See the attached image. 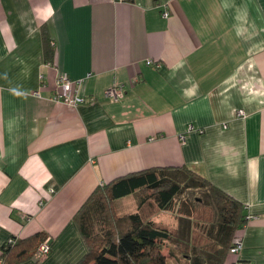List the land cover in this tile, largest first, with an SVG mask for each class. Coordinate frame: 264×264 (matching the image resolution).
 Returning <instances> with one entry per match:
<instances>
[{"label": "crops", "instance_id": "0c3cea01", "mask_svg": "<svg viewBox=\"0 0 264 264\" xmlns=\"http://www.w3.org/2000/svg\"><path fill=\"white\" fill-rule=\"evenodd\" d=\"M62 72L85 103L54 100ZM167 166L247 207L224 264H264V0H0V245L44 231L21 264H75L92 190Z\"/></svg>", "mask_w": 264, "mask_h": 264}, {"label": "trees", "instance_id": "16d2710c", "mask_svg": "<svg viewBox=\"0 0 264 264\" xmlns=\"http://www.w3.org/2000/svg\"><path fill=\"white\" fill-rule=\"evenodd\" d=\"M42 37L44 60L52 63L53 46ZM125 198L132 211H119ZM249 216L244 204L187 167L130 173L96 186L73 214L85 247L75 264H224ZM45 239L50 244L44 231L10 236L0 245V264L32 259Z\"/></svg>", "mask_w": 264, "mask_h": 264}, {"label": "built area", "instance_id": "2783aa9c", "mask_svg": "<svg viewBox=\"0 0 264 264\" xmlns=\"http://www.w3.org/2000/svg\"><path fill=\"white\" fill-rule=\"evenodd\" d=\"M163 15H166L164 12ZM81 80H72L67 73H60L55 79V93L54 100L60 101L69 105H77L86 102V98H84L80 93H78V87ZM122 87L121 85H112L111 87L105 90V95L117 100L122 96ZM238 115L242 114V111L237 112ZM251 216H249L250 218ZM242 247L241 239L234 240L232 246L229 248V253L236 257ZM50 251V244L48 243V239H45L38 245L37 253L41 256L47 255ZM232 264H247L246 262L235 258L232 261Z\"/></svg>", "mask_w": 264, "mask_h": 264}, {"label": "rangeland", "instance_id": "374dc122", "mask_svg": "<svg viewBox=\"0 0 264 264\" xmlns=\"http://www.w3.org/2000/svg\"><path fill=\"white\" fill-rule=\"evenodd\" d=\"M124 202H122V204L118 207L119 211L121 212H129L132 211L135 208V204L133 203V200L131 198H125L123 199ZM122 200V201H123ZM165 221H167V216L163 217ZM38 249V248H37ZM165 253V251H163ZM233 255H229V259L233 258ZM168 264H175L174 262H168Z\"/></svg>", "mask_w": 264, "mask_h": 264}]
</instances>
